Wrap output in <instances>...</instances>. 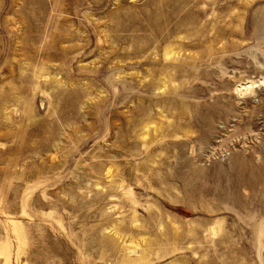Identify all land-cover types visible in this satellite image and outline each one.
Segmentation results:
<instances>
[{"label":"rangeland","instance_id":"obj_1","mask_svg":"<svg viewBox=\"0 0 264 264\" xmlns=\"http://www.w3.org/2000/svg\"><path fill=\"white\" fill-rule=\"evenodd\" d=\"M0 264H264V0H0Z\"/></svg>","mask_w":264,"mask_h":264},{"label":"bare ground","instance_id":"obj_2","mask_svg":"<svg viewBox=\"0 0 264 264\" xmlns=\"http://www.w3.org/2000/svg\"><path fill=\"white\" fill-rule=\"evenodd\" d=\"M43 28V27H42ZM120 28V27H119ZM18 38V37H17ZM66 40V39H65ZM61 43V42H60ZM34 45V44H33ZM73 49V48H72ZM63 99V98H62ZM16 101V100H15ZM15 103V102H14Z\"/></svg>","mask_w":264,"mask_h":264}]
</instances>
